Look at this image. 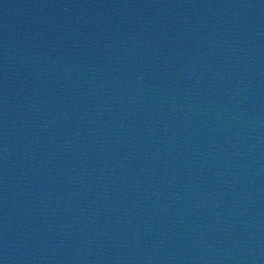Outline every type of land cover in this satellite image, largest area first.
I'll list each match as a JSON object with an SVG mask.
<instances>
[{
	"label": "water",
	"instance_id": "95a60500",
	"mask_svg": "<svg viewBox=\"0 0 264 264\" xmlns=\"http://www.w3.org/2000/svg\"><path fill=\"white\" fill-rule=\"evenodd\" d=\"M0 264H264V0H0Z\"/></svg>",
	"mask_w": 264,
	"mask_h": 264
}]
</instances>
